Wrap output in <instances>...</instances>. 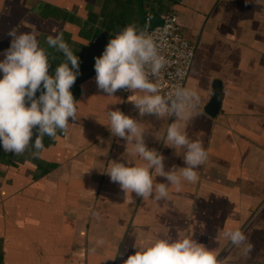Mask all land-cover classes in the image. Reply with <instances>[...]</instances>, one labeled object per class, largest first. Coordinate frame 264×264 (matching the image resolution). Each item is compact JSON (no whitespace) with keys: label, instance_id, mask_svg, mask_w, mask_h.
I'll return each instance as SVG.
<instances>
[{"label":"crops","instance_id":"obj_1","mask_svg":"<svg viewBox=\"0 0 264 264\" xmlns=\"http://www.w3.org/2000/svg\"><path fill=\"white\" fill-rule=\"evenodd\" d=\"M150 8L159 16L176 12L195 47L185 83L198 91L202 114L186 131L208 152L198 182L171 186L170 198L161 201L134 193L125 199L105 173L113 161L144 163L111 135L107 112L119 109L139 120L148 148L164 155L165 170L185 166L158 140L172 120L141 118L130 91L106 96L94 70L111 36L132 23L141 29ZM24 22L49 53V74L65 60L48 47L49 35L62 33L79 57L80 74L70 89L78 111L69 134L44 137L38 156L31 149L11 156L0 148V264H123L135 244L167 235L194 238L213 249L220 264H264V0H0V60L10 28L30 31ZM214 79L222 82V98L210 117L203 107ZM236 228L250 252L224 236Z\"/></svg>","mask_w":264,"mask_h":264},{"label":"clouds","instance_id":"obj_2","mask_svg":"<svg viewBox=\"0 0 264 264\" xmlns=\"http://www.w3.org/2000/svg\"><path fill=\"white\" fill-rule=\"evenodd\" d=\"M24 26L30 31L21 32L17 27L8 30L10 46L2 53L4 59L0 60V145L6 153L17 156L31 149L35 157L44 149V137L55 140L58 133L69 134L77 120L78 101L70 89L80 74V61L64 41L62 33L49 35L46 39L48 47L65 57L55 67L54 75L49 74L48 51L40 46L35 27L26 22ZM166 63L153 36L134 23L111 36L102 55L95 58V82L106 96H114L118 90L130 91L134 94L128 99L141 118L172 120L158 140H163L165 147L174 149L185 165H173L165 170L164 155L155 148H148L145 142L147 130L140 127L139 120L119 109L109 110L107 127L111 135L122 138L126 149L130 147L131 152L144 162L137 165L128 160L127 163L113 161L105 172L111 182L120 186L125 199L134 193L142 200H167L171 186L179 190L185 181L197 183V169L208 160L203 142L191 139L186 131L189 122L202 114L198 111L200 95L196 89L181 85L162 93L159 78ZM157 177H163L165 182H157ZM131 202L134 203V199ZM224 236L232 246L246 245V251L252 250L240 228L229 229ZM104 242L101 238L97 244ZM134 247L135 253L123 264H220L213 249L192 237L172 239L167 235L147 239Z\"/></svg>","mask_w":264,"mask_h":264},{"label":"built area","instance_id":"obj_3","mask_svg":"<svg viewBox=\"0 0 264 264\" xmlns=\"http://www.w3.org/2000/svg\"><path fill=\"white\" fill-rule=\"evenodd\" d=\"M159 17L162 21L160 25L151 29L145 27L143 30L153 36L160 55L167 61L159 78L161 91L166 93L177 85H185L194 58L195 47L183 35L176 12L167 11ZM0 148L6 153L2 145ZM6 154L16 155L12 152Z\"/></svg>","mask_w":264,"mask_h":264},{"label":"water","instance_id":"obj_4","mask_svg":"<svg viewBox=\"0 0 264 264\" xmlns=\"http://www.w3.org/2000/svg\"><path fill=\"white\" fill-rule=\"evenodd\" d=\"M161 19L152 8L148 10V18L143 21L142 28L151 29L161 24ZM222 98V82L219 79H214L211 85V96L206 105L203 107V112L210 117H214L218 112Z\"/></svg>","mask_w":264,"mask_h":264},{"label":"rangeland","instance_id":"obj_5","mask_svg":"<svg viewBox=\"0 0 264 264\" xmlns=\"http://www.w3.org/2000/svg\"><path fill=\"white\" fill-rule=\"evenodd\" d=\"M191 72H192V69H191V71H190L189 74H188L187 80H188V78L190 79ZM187 80H186V83H187ZM186 83H185L184 86H186Z\"/></svg>","mask_w":264,"mask_h":264}]
</instances>
